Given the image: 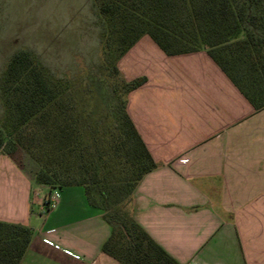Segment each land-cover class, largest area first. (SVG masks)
Instances as JSON below:
<instances>
[{"label":"crops","instance_id":"1","mask_svg":"<svg viewBox=\"0 0 264 264\" xmlns=\"http://www.w3.org/2000/svg\"><path fill=\"white\" fill-rule=\"evenodd\" d=\"M146 36L119 60L127 79L147 77L127 110L157 162L135 189L136 220L181 263L264 264V107L205 49L167 55ZM22 169L0 155V204L6 178L29 181L21 210L0 205L1 220L32 228L19 264H120L101 249L111 227L83 186L59 188L50 207L48 186L28 188L32 160Z\"/></svg>","mask_w":264,"mask_h":264},{"label":"trees","instance_id":"2","mask_svg":"<svg viewBox=\"0 0 264 264\" xmlns=\"http://www.w3.org/2000/svg\"><path fill=\"white\" fill-rule=\"evenodd\" d=\"M102 20L101 74L56 76L33 51H16L1 79L5 118L0 155L54 189L81 185L111 227L102 251L120 264H185L134 216L135 189L157 162L128 110L147 77L122 74L118 61L143 35L167 54L205 49L256 110L264 107V0H94ZM108 79V78H107ZM11 144V146L9 145ZM7 146V147H6ZM32 237L26 224L0 219V264H19Z\"/></svg>","mask_w":264,"mask_h":264},{"label":"rangeland","instance_id":"3","mask_svg":"<svg viewBox=\"0 0 264 264\" xmlns=\"http://www.w3.org/2000/svg\"><path fill=\"white\" fill-rule=\"evenodd\" d=\"M102 30V20L94 0H0V121L5 118L1 79L16 51H33L58 77L83 80L90 75L101 74L104 61ZM146 39L155 44L150 36L147 35ZM102 75L107 82L125 77L123 73ZM5 156L7 154L2 152V160ZM23 160L24 169L28 171L30 158L25 152ZM24 175L13 174L2 182L4 190L0 205L3 209H22L29 182ZM28 188H35L39 197L46 192V185L35 180Z\"/></svg>","mask_w":264,"mask_h":264},{"label":"built area","instance_id":"4","mask_svg":"<svg viewBox=\"0 0 264 264\" xmlns=\"http://www.w3.org/2000/svg\"><path fill=\"white\" fill-rule=\"evenodd\" d=\"M59 196H60V192L58 189L52 190L49 197H46V199H47L46 205L53 207L56 204V202L58 201ZM47 242L50 244L52 243V241H50V240H47Z\"/></svg>","mask_w":264,"mask_h":264}]
</instances>
